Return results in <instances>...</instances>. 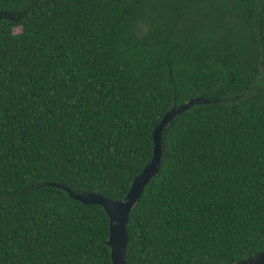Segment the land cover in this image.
<instances>
[{
    "label": "trees",
    "instance_id": "obj_1",
    "mask_svg": "<svg viewBox=\"0 0 264 264\" xmlns=\"http://www.w3.org/2000/svg\"><path fill=\"white\" fill-rule=\"evenodd\" d=\"M193 99L127 264L264 251V0H0V264H111L103 209L45 183L122 198Z\"/></svg>",
    "mask_w": 264,
    "mask_h": 264
},
{
    "label": "water",
    "instance_id": "obj_2",
    "mask_svg": "<svg viewBox=\"0 0 264 264\" xmlns=\"http://www.w3.org/2000/svg\"><path fill=\"white\" fill-rule=\"evenodd\" d=\"M199 102L197 99L188 100L178 106L166 111L156 125L153 127L151 137L153 141L152 155L149 162L132 179L125 195L118 200H110L99 193L76 192L67 185L59 182H48L45 184L64 190L67 195L82 204L99 205L108 219V235L105 241L109 248L111 264H127L125 261V247L127 242L126 222L128 213L135 204L144 187L156 174L160 161V132L165 124L181 111L186 110L192 103ZM43 184V185H45ZM233 264H264V251L258 252L254 257L237 261Z\"/></svg>",
    "mask_w": 264,
    "mask_h": 264
},
{
    "label": "rangeland",
    "instance_id": "obj_3",
    "mask_svg": "<svg viewBox=\"0 0 264 264\" xmlns=\"http://www.w3.org/2000/svg\"><path fill=\"white\" fill-rule=\"evenodd\" d=\"M18 30H19V28H17V27H16V28H14V31H15V32H17Z\"/></svg>",
    "mask_w": 264,
    "mask_h": 264
}]
</instances>
